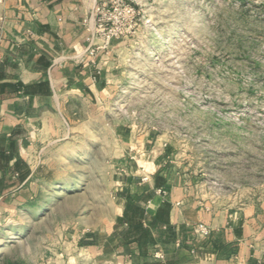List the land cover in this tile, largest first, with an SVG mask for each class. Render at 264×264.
Listing matches in <instances>:
<instances>
[{"label":"rangeland","instance_id":"rangeland-1","mask_svg":"<svg viewBox=\"0 0 264 264\" xmlns=\"http://www.w3.org/2000/svg\"><path fill=\"white\" fill-rule=\"evenodd\" d=\"M132 2L105 103L38 143L32 184L0 208V264H48L106 230L115 172L154 158L193 198L264 204V0ZM2 18L0 0V40Z\"/></svg>","mask_w":264,"mask_h":264},{"label":"crops","instance_id":"crops-1","mask_svg":"<svg viewBox=\"0 0 264 264\" xmlns=\"http://www.w3.org/2000/svg\"><path fill=\"white\" fill-rule=\"evenodd\" d=\"M2 1L0 208L32 184L38 143L65 129L83 104L105 103L114 68L110 53L85 54L83 20L95 0ZM151 163L143 184L138 162L115 172L117 212L106 230L83 234L48 264H264V204L204 202L158 158ZM199 223L210 234L198 236Z\"/></svg>","mask_w":264,"mask_h":264},{"label":"built area","instance_id":"built-area-1","mask_svg":"<svg viewBox=\"0 0 264 264\" xmlns=\"http://www.w3.org/2000/svg\"><path fill=\"white\" fill-rule=\"evenodd\" d=\"M139 9L132 0H95L90 13L84 18L83 24L88 32V46L85 54L96 57L99 53L108 54L116 40L121 39L133 31L138 25ZM136 149L131 148L129 159L136 160ZM139 175L141 184L150 181L152 172L141 167ZM158 193L165 194L163 189ZM196 234L205 237L210 234L211 228L205 223L195 227ZM162 258V254H157Z\"/></svg>","mask_w":264,"mask_h":264},{"label":"trees","instance_id":"trees-1","mask_svg":"<svg viewBox=\"0 0 264 264\" xmlns=\"http://www.w3.org/2000/svg\"><path fill=\"white\" fill-rule=\"evenodd\" d=\"M134 212H135L134 215L137 216V213H138V212H136V211H134ZM136 225L138 226V223H137V222H136Z\"/></svg>","mask_w":264,"mask_h":264}]
</instances>
